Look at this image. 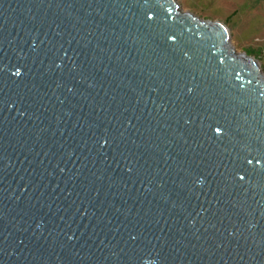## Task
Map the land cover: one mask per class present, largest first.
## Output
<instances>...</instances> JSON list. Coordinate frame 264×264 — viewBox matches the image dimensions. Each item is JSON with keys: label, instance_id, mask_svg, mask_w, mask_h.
<instances>
[{"label": "water", "instance_id": "water-1", "mask_svg": "<svg viewBox=\"0 0 264 264\" xmlns=\"http://www.w3.org/2000/svg\"><path fill=\"white\" fill-rule=\"evenodd\" d=\"M176 0H0V264H264V75Z\"/></svg>", "mask_w": 264, "mask_h": 264}, {"label": "rangeland", "instance_id": "rangeland-1", "mask_svg": "<svg viewBox=\"0 0 264 264\" xmlns=\"http://www.w3.org/2000/svg\"><path fill=\"white\" fill-rule=\"evenodd\" d=\"M181 12L226 27L236 54L253 58L264 75V0H176Z\"/></svg>", "mask_w": 264, "mask_h": 264}]
</instances>
